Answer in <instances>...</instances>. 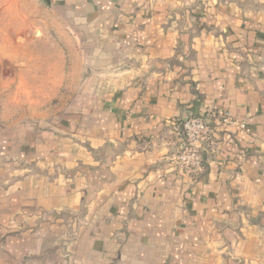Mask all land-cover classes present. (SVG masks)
<instances>
[{
    "label": "crops",
    "instance_id": "0c3cea01",
    "mask_svg": "<svg viewBox=\"0 0 264 264\" xmlns=\"http://www.w3.org/2000/svg\"><path fill=\"white\" fill-rule=\"evenodd\" d=\"M25 87L76 89L0 126V245L72 264H264V0H45ZM49 38V37H48ZM61 41V43H60ZM225 111L191 174L180 122Z\"/></svg>",
    "mask_w": 264,
    "mask_h": 264
},
{
    "label": "rangeland",
    "instance_id": "374dc122",
    "mask_svg": "<svg viewBox=\"0 0 264 264\" xmlns=\"http://www.w3.org/2000/svg\"><path fill=\"white\" fill-rule=\"evenodd\" d=\"M52 15L45 0H0V126H14L27 116L49 114L61 108L76 90L60 87L56 96L45 103L49 89L24 85L29 83L25 81L28 75L20 69L33 58L28 55L29 50L47 49L54 42L50 40ZM0 264L72 263L66 262V250L45 249L37 255L22 257L0 245Z\"/></svg>",
    "mask_w": 264,
    "mask_h": 264
},
{
    "label": "built area",
    "instance_id": "2783aa9c",
    "mask_svg": "<svg viewBox=\"0 0 264 264\" xmlns=\"http://www.w3.org/2000/svg\"><path fill=\"white\" fill-rule=\"evenodd\" d=\"M210 116L216 118V124L201 115H194L180 122L183 142L175 155V161L180 169L191 174L202 171L204 156L201 145L206 141L211 142L213 133L218 127H227L231 124H239L242 128L246 127L244 122L234 118L228 111L221 114L212 112Z\"/></svg>",
    "mask_w": 264,
    "mask_h": 264
}]
</instances>
